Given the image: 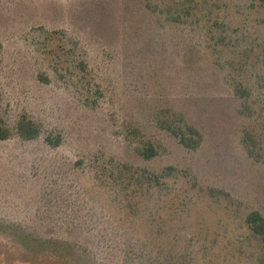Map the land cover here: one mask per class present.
I'll return each mask as SVG.
<instances>
[{
    "label": "rangeland",
    "instance_id": "1",
    "mask_svg": "<svg viewBox=\"0 0 264 264\" xmlns=\"http://www.w3.org/2000/svg\"><path fill=\"white\" fill-rule=\"evenodd\" d=\"M0 101V264H264V3L0 0Z\"/></svg>",
    "mask_w": 264,
    "mask_h": 264
},
{
    "label": "trees",
    "instance_id": "2",
    "mask_svg": "<svg viewBox=\"0 0 264 264\" xmlns=\"http://www.w3.org/2000/svg\"><path fill=\"white\" fill-rule=\"evenodd\" d=\"M256 1L264 3V0ZM18 134L21 138L25 140L35 139L40 135V127L31 119L23 117L18 124ZM11 135V130L3 123H0V140H7L11 137ZM179 136L181 143L185 147L190 149L198 148L201 136L196 129H189L187 133L179 134ZM47 142L54 146L58 145V142H52L49 137L47 138ZM141 154L146 158H151L155 156L156 151L153 147H147L141 150ZM246 221L248 222L251 230L262 238L264 244V218L261 216V214L256 211L251 212L246 217Z\"/></svg>",
    "mask_w": 264,
    "mask_h": 264
}]
</instances>
